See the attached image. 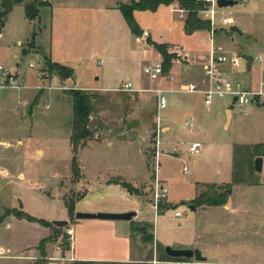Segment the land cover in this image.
Listing matches in <instances>:
<instances>
[{"label":"rangeland","instance_id":"obj_1","mask_svg":"<svg viewBox=\"0 0 264 264\" xmlns=\"http://www.w3.org/2000/svg\"><path fill=\"white\" fill-rule=\"evenodd\" d=\"M42 1L46 6L30 21L24 7L32 0H22L1 31L0 66L18 78L21 88H0V141L9 144L0 146V264H124L130 258L126 264H196L169 261L165 246L198 249L207 258L203 264H264V108H234L226 126L231 98L215 99L205 107L201 95L176 92L183 80L201 81L198 57L208 53L211 26L209 31L187 36L183 31L186 13L173 8L135 12L134 19L143 31L137 39L119 10L132 0ZM220 14L243 33L239 36L229 31L230 26L215 22V43L229 58L238 60L236 67H222L244 86L254 87L264 77V0H240L234 7L220 9ZM147 37L166 46L172 59L164 75H172V82H151L143 74L144 67L162 62L147 44ZM258 56L261 62L255 61ZM50 57L71 66L78 80L63 81L48 72L44 59L52 62ZM187 64L194 69L184 71L182 66ZM125 83L131 84V91H120ZM157 87L169 91L168 106L159 111L149 91ZM74 89H87L84 91L104 99L99 106L100 129L76 155L81 174L77 182L72 179V101L67 94ZM29 110L30 117L26 115ZM190 116L195 119L191 132L184 128ZM157 118L171 133L164 135ZM95 125L92 119L91 129ZM192 142L202 144L200 155L189 154ZM259 144L263 165L257 174L256 150L246 147ZM36 148L43 153H36ZM158 151L164 153L156 159ZM235 163L242 183L230 185ZM101 176H112L110 182L128 183L139 195L108 194L100 199L97 191L102 188L93 187L98 184L95 178ZM156 177L168 192L154 210ZM227 184L231 186L228 204H193L207 186L222 191ZM85 190L87 197L75 204L71 218L64 199H76ZM95 208H132L143 222L121 240L122 233L130 232L126 222L75 218L77 213ZM12 210L35 221L8 215ZM175 213L181 217L176 218ZM40 220H69L76 241L71 246L65 228L55 231L37 222ZM149 236L151 240H144ZM45 238L50 240L40 253L38 246ZM121 244L126 249L121 250Z\"/></svg>","mask_w":264,"mask_h":264},{"label":"trees","instance_id":"obj_2","mask_svg":"<svg viewBox=\"0 0 264 264\" xmlns=\"http://www.w3.org/2000/svg\"><path fill=\"white\" fill-rule=\"evenodd\" d=\"M22 3V0H1V8L2 11L0 12V34L2 29L5 26V22L7 19V16L12 11L13 7L16 5H20ZM172 4H176L178 6V9L186 13V18L183 21V31L184 34L189 36L192 35L195 32L199 31H209L210 30V24L207 21H203L198 16L199 11L202 10V4L197 3L196 0H132L130 4L128 5H120L119 10L122 14V17L131 33L136 38H140L143 36V31L139 28L138 24L136 23L134 19V13L135 12H151L155 13L159 8L161 7H168ZM45 3L42 0H32L31 3L25 5L24 7V15L25 18L33 21L38 17L39 14V8L45 7ZM147 44L151 45L157 53L160 55L162 62L161 67L164 74L168 71L169 67L171 66V59L172 57L167 53L166 46L164 44H156L153 43L149 37L146 39ZM45 66L47 68L48 72L55 73L57 77L61 80H67L70 79L73 76L72 69L59 65L57 63H52L48 60H45ZM67 94L70 96L72 104V123H71V133L69 136V143L72 149V152L74 154V158L72 160V179L74 182H77L80 179V169L78 167L77 161H76V155L79 149L84 148L88 141L94 136L95 132L97 131V128L100 127V115L99 113L102 111V108L99 107L103 104V97H101L98 94L93 93H87L84 90H69ZM101 108V109H100ZM125 115L123 118V122H125ZM95 120V127L91 129V120ZM100 129V128H99ZM247 149H254L256 150V153L254 152V157H260L263 155V151L261 145H255L253 148ZM258 149V151H257ZM234 154L236 156L239 155V151L236 149L234 151ZM238 164L235 163L232 168V182L230 185L234 184H240L242 183V180L240 179L238 175ZM123 189H125L130 195H139L134 188L128 184V183H120ZM229 184L224 185L222 188V191H216L214 185L207 186L206 191L203 193L198 194V196L193 200V204L195 205H201V206H207V207H218L226 204L227 199L229 197L228 191H231V186ZM84 198V193L77 196L76 199L73 200H66L64 199V205L66 210L68 211L70 217L72 218L74 216V206L77 202L81 201ZM161 208V206H159ZM173 208V207H172ZM14 215L18 217L19 219H26L28 221H35L34 218L23 214L22 212H17L15 210H12L9 212L8 215ZM43 226L52 228V230L60 231L61 229H58L54 227L51 223L45 222V221H37ZM143 226L146 229H152V226H150L148 223H142ZM138 227L137 223H130V230L131 233L135 232ZM64 239H67V237L64 235ZM151 236L144 240H151ZM49 238H45L41 240L38 246L39 252L44 251V245L49 242ZM146 242V241H144ZM166 259H168L165 256ZM169 261H181V262H187L184 259H176V260H170ZM114 264V263H109Z\"/></svg>","mask_w":264,"mask_h":264},{"label":"built area","instance_id":"obj_3","mask_svg":"<svg viewBox=\"0 0 264 264\" xmlns=\"http://www.w3.org/2000/svg\"><path fill=\"white\" fill-rule=\"evenodd\" d=\"M217 0H196L197 3L202 4V10L199 13L202 15L201 20L209 22L211 26L209 50L205 55H200L198 61L202 66L203 77L200 82L196 83H183L179 85V89L176 92H182L187 94L201 95L203 104L205 107L212 105L215 99H235L234 108L243 109L248 105H254L255 107L264 108V77L254 86H244L242 82L235 80L229 73L225 71V66L230 65L236 67L238 65L237 58H229L223 47L215 43L214 39V24L216 21H220L223 27L232 26V20L228 19L224 14H220V8L216 5ZM181 17H183L181 15ZM256 62H261L262 57L255 58ZM224 66V67H222ZM29 68H34L33 64H29ZM222 67V68H221ZM143 74L151 82L173 81L172 75H164L161 64L149 65L143 68ZM18 78L13 73L6 71L0 66V88H21L17 83ZM131 84L125 83L120 86V91H131ZM153 93L157 103V110H164L168 106V100L166 94L169 92L163 88H154L149 90ZM231 100V101H232ZM195 127L194 117H188L184 122V128L189 132L193 131ZM200 131V129H199ZM202 144L199 142H192L189 145V154L191 156H198L201 153ZM183 173L187 174V168L183 169ZM168 189L159 185L156 180L155 193H154V210L162 198L166 196ZM175 217H181L180 213H175ZM65 234L69 237L70 241L73 237V228H65ZM199 264V263H196Z\"/></svg>","mask_w":264,"mask_h":264},{"label":"crops","instance_id":"obj_4","mask_svg":"<svg viewBox=\"0 0 264 264\" xmlns=\"http://www.w3.org/2000/svg\"><path fill=\"white\" fill-rule=\"evenodd\" d=\"M234 1H237L238 3H239V1L240 0H234ZM238 5V4H237ZM162 8H173V9H175L176 11H178L179 12V14H180V10L178 9V6L176 5V4H172V5H170V6H168V7H161V8H159L158 10H160V9H162ZM157 10V11H158ZM156 11V12H157ZM180 17H181V15H180ZM182 18V17H181ZM145 32V31H144ZM2 33L0 34V38H2ZM190 36V35H189ZM136 38V37H135ZM138 39V38H137ZM18 44H20V42H18ZM26 53V52H25ZM50 59H51V57H50ZM159 59H160V56H159ZM183 59L184 60H188V56L186 55L185 56V54H183ZM52 60V59H51ZM52 62H54V63H57V64H59V65H62V66H65V67H68V68H70V69H72V71H73V76H72V80L73 81H76V80H78V78H79V76L77 75V74H75V72H74V70H73V68L71 67V66H67V65H65V64H62V63H60V62H57V61H53L52 60ZM159 64V63H158ZM182 69L184 70V71H190V70H193L194 69V67L192 66V65H189V64H187V65H184V66H182ZM261 79V78H260ZM69 80V79H68ZM68 80H66V81H68ZM260 81V80H259ZM258 81V82H259ZM257 82V83H258ZM256 83V84H257ZM80 90H87V89H80ZM227 111H228V108L226 109V113H227ZM26 115H29L28 117H30V116H32V110H29V111H27V114ZM232 111H231V117H230V120H229V122L232 120ZM157 124H158V126H159V128L161 129V131H163V130H165V132H164V135L165 134H167V133H171V130H170V127L167 125V124H162V120H160L159 118H157ZM229 125V123H227L226 124V126H228ZM160 140V139H159ZM26 143V142H25ZM21 144V142L20 141H18V145H20ZM0 146H3V147H9V144H8V142H6V141H0ZM161 146V144L160 143H158V148ZM35 152L36 153H39V154H42L43 152L39 149V148H36V150H35ZM164 152H162V151H158V153H157V155H156V159L157 158H160L161 157V154H163ZM112 176H101L100 178L99 177H96L95 179H97V181H96V183L98 182V184L96 185V186H94L93 187V189H95L96 187L97 188H102L101 190H98L97 192L98 193H100V199H102V197L104 196V195H108V194H111V195H115L116 197H126V196H132V195H130L125 189H123L122 188V186L120 185V183L121 182H110L109 180H110V178H111ZM100 179V181H98ZM158 178L156 177V180H157ZM159 180V179H158ZM157 180V181H158ZM101 182H103V183H101ZM77 185H79L78 183H77ZM88 194V190H85V193H84V197L86 198L87 195ZM82 201V200H81ZM81 201H79V202H77L76 204H78V203H81ZM134 209H132V208H115V209H101V208H95V209H93V210H86L85 212H88V213H98V212H111V213H127V212H131V211H133ZM135 211H137V210H135ZM136 213V217L131 221V222H133V223H140V222H143V221H139V213H137V212H135ZM158 217V216H157ZM67 222H68V225H67V227H72L73 228V224H71L70 225V221L69 220H67ZM131 222H126L128 225H127V227L129 228V231L130 232H128V233H126V232H124V233H122L120 236H121V240L124 238V237H127V236H130L131 235V230H130V223ZM111 226V229H113L114 227H113V225H110ZM66 227V228H67ZM128 238V237H127ZM76 232H75V230H74V228H73V238L71 239V246H72V243L73 242H75L76 240ZM120 239V238H119ZM70 240V239H69ZM122 242V241H121ZM70 246V247H71ZM121 250H124V249H126V247H124V244H123V246H122V244H121ZM71 250V249H70ZM127 250H129L128 252H129V255H131L133 252H132V246H130ZM69 252V251H68ZM67 252V253H68ZM36 258V257H35ZM80 259H88V258H80ZM74 260V259H73ZM127 261V260H126ZM77 262V261H76ZM131 262V258H130V260H128L127 262H123L124 264H126V263H130ZM121 264V263H120Z\"/></svg>","mask_w":264,"mask_h":264},{"label":"water","instance_id":"obj_5","mask_svg":"<svg viewBox=\"0 0 264 264\" xmlns=\"http://www.w3.org/2000/svg\"><path fill=\"white\" fill-rule=\"evenodd\" d=\"M238 4L237 1L234 0H217L216 5L218 8H229L234 7ZM229 31L232 33H235L239 36H242L243 33L238 29L236 26H230ZM25 54V51L23 52ZM234 102L235 99H233L230 103V107L227 111V123H229L230 117H231V111L234 109ZM262 165H263V158L257 157L254 160V171L259 174L262 171ZM231 191H228V194L230 195ZM229 203V199L227 201V204ZM190 210H194L193 206H190ZM136 217L135 212H127V213H77L75 215V218L77 220H104V221H122V222H131ZM51 224L58 228L63 229L66 228L68 225L67 221H52ZM164 255L170 259V260H176V259H184L186 261H194L195 263L203 264L206 263L207 258L204 257L198 249H174L169 246H165L163 248ZM55 264V263H50Z\"/></svg>","mask_w":264,"mask_h":264}]
</instances>
